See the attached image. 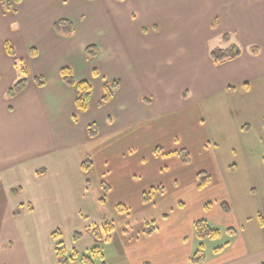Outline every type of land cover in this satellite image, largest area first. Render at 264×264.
Returning a JSON list of instances; mask_svg holds the SVG:
<instances>
[{
  "label": "crops",
  "instance_id": "crops-1",
  "mask_svg": "<svg viewBox=\"0 0 264 264\" xmlns=\"http://www.w3.org/2000/svg\"><path fill=\"white\" fill-rule=\"evenodd\" d=\"M48 1L53 3L51 7L68 2L20 0L14 11L7 13L0 0V264H59L52 239L54 231L61 230L69 236L78 229L114 221L112 199L118 195L117 189L126 198L142 179L141 168H137L143 163L140 140L145 132L157 129L154 125L159 120L187 108L204 116L210 107L206 112L202 105L211 100L216 102L218 113L228 115L233 105L240 112L247 104L248 108L251 104L264 108V0H80L85 3V13L65 18L76 25L73 37L56 34L53 24L59 18H52L49 23L46 18L41 21ZM36 12L39 19L32 22L30 14ZM23 20L27 22L25 33H47L48 40L41 48L29 46V52L32 46L38 49L37 56L24 53L25 59L30 60L26 63L28 86L20 95L8 99L6 93L17 79V70L6 44L12 46L17 59L25 61L13 31ZM86 25L99 26L95 28L101 37H86ZM224 34L232 35L243 53L217 65L210 49ZM91 45L101 51L95 61L86 55V48ZM252 47L258 48L256 54L251 53ZM39 50L48 51L50 57L46 66L32 73L29 64L33 59L40 60ZM53 62L55 66L49 70L47 63ZM63 68L73 72L76 83L86 81L93 88L84 113L76 109L77 88L65 85ZM34 77H43L45 86L38 87ZM116 80L121 81V88L107 105L100 107L104 85ZM248 119L251 120L246 117L244 123L250 122ZM93 124L98 128L96 137L89 133ZM152 152L155 159L169 155L162 148ZM177 156L172 155V159L179 168L178 174L170 180L169 188L182 191L183 172L189 164ZM87 157L94 162L88 176L81 169ZM207 162L210 166L201 170L215 177L219 194L232 200L234 189L233 198L239 200L238 189L243 185L231 177L238 168L223 165L218 155L217 160L213 156ZM99 169L101 177L97 176ZM164 172H168L167 168ZM228 176L232 181L228 182ZM103 184L109 187L107 192ZM212 185L213 181L204 190L198 186L196 190L207 191ZM253 186L248 187L255 189ZM156 187L163 191L150 202L143 201L148 191L141 193L139 199L140 208L149 218L145 226L153 222L155 231L146 235L143 229L138 238L126 231L125 244L114 235L106 245L114 252V259L106 264H192L190 258L197 246L194 224L198 219H206L218 228L229 226L237 230L231 244L236 238L233 253L239 255L207 264H264L261 215L254 225L256 235L251 245L238 228L240 215L236 212V217L232 214L231 218L224 214L218 218L210 214L198 217L187 212V203L179 194L176 204L172 194L170 200L165 185L156 181L151 188ZM252 199L247 196L244 200V214L252 212ZM20 207L22 214L15 217L14 212ZM230 211L233 213L231 208ZM250 217L245 215L246 220ZM94 245V238L87 234L84 240L69 242L66 247L85 253ZM174 248L172 262L170 251Z\"/></svg>",
  "mask_w": 264,
  "mask_h": 264
},
{
  "label": "rangeland",
  "instance_id": "rangeland-1",
  "mask_svg": "<svg viewBox=\"0 0 264 264\" xmlns=\"http://www.w3.org/2000/svg\"><path fill=\"white\" fill-rule=\"evenodd\" d=\"M76 1L77 3L75 5L68 0L67 4L62 1V5H53V7H51V4L53 3H51V1H48V4L45 5V7H47L45 17L41 15V21L44 22V18H46L45 22L49 23L52 18H59L55 21V23H57L58 21L64 20L70 15L81 14L82 12L87 10L85 3L80 0ZM18 13H20V15H24V12L22 11H19ZM30 15L31 21L36 22L38 21V17L40 14L36 12L31 13ZM33 17H35L36 20ZM18 23L19 25L16 24L13 29V31L15 32L14 38H16L17 36V39H19V53L21 54V56H23L22 58L25 59L26 56L24 53H27L29 46L31 44H34L35 46L39 45L41 48V45H44L48 40V36H46L47 33L41 35H30L28 33H25L27 29H24V24H27V22L23 20L18 21ZM95 27L97 28L99 26L86 25L83 31L84 35L86 37H101L102 34L99 33ZM12 36L13 34L11 35V37ZM59 36L65 37V35ZM2 43L3 42H1V44ZM100 53L101 51L99 52V55ZM28 54L37 56L38 49L32 46L31 51H28ZM49 57L50 53H48V51L39 50L40 60L37 61L33 59L31 61L32 63L29 64L31 67V72L33 73L34 69H37L42 65L46 66L45 62ZM14 58L16 61V56ZM57 59L60 60L61 55H59ZM28 61L26 59L25 61H23L26 67V63H28ZM47 65H49V70H53L55 63H47ZM215 103L216 102L214 100H211L202 105L203 110H205L206 112L210 107V111L207 114H204V116L201 115L196 109L187 108L186 111H183L182 113L172 114L162 120H159L156 125H154L155 127H157V129H155L154 127V131L144 133L143 137L140 140L143 163L142 165H137V168H141V170H139V174L142 179L132 190V194H128L126 195V198H124L123 193H120L121 190L117 189L118 195L112 199V202L110 201L116 214V216H114V222L116 224L117 230L115 234V237H117V241L118 237H121L125 244L127 235L126 231L131 237L138 238L140 237V234H142L143 229H146V220L149 218H147V215H145V209H142L143 207L140 208L142 204L139 199L141 197V193L145 191L149 192V190H152V184L157 181L158 184L166 186V191L169 194L170 200L172 199V197L170 196L172 194L173 200L177 204L179 202L177 200V195L179 194L181 198H183L187 203V212H193L198 217L203 214H210L215 218H218L219 214H224V216L229 217L234 215L236 217V212L238 215H240V222L238 226L239 230L241 231L243 237L247 239V241L251 245H253L251 241L253 236L256 235V229L254 225L259 219L257 218L258 215H261L264 220V187L261 186L262 183H264V108H262V106L256 107V105L258 104H251V107L248 108L247 104L246 109H242V111L240 112L237 105H233L230 109V114L228 115L227 112L218 113L217 108H215L214 106ZM246 117L251 118V120L248 119L250 122L244 123ZM150 146H154V148ZM161 148L163 149L164 153H167V155H169L167 157H163L165 156L163 154L161 155L162 158L155 159L156 157L155 155H153L154 152L152 151L154 149L161 150ZM102 150L103 147H100V151ZM183 150L189 153L190 160L187 163L182 160L180 155ZM234 150L236 151L234 152ZM176 154L178 155L177 157L179 158V160H181L185 164H189V167L186 168L183 172L182 191L169 188L170 180H172L173 177L178 174L177 170L179 168L172 159V155L174 156ZM217 155L218 158L220 157L221 163H223V165H229L230 167L235 165V167L238 168L237 173L233 176L231 175V177L232 180H235L236 183L243 185V187H239L238 189V194L242 199L240 198L236 201V199L233 198L234 189H231L232 200H230V198L227 199L226 196L223 197V194H219L220 192H218L219 185L218 182L215 181V177L208 173L206 170H201L205 167L210 166L207 160L212 159L213 156L217 160ZM144 160H147L146 164H144ZM212 162V166H215V162ZM101 163L102 162L100 160V166ZM166 168L168 172H164ZM227 169L229 172L230 168ZM201 172H207V174L211 177V181L207 186H209L213 181V185L207 191L202 192L196 190V187H199L200 185V181L197 178V175ZM231 172L234 173V171ZM101 175L102 172L99 169L97 176L101 177ZM231 177L228 176V182L232 181ZM248 186H253L255 189H250ZM247 196L253 197L251 201H253L254 204L250 203V205L253 206L252 212L249 211L244 214V209L245 207L247 208L246 204H244V200L246 201ZM120 201L126 202L128 204L121 203ZM119 205L124 206L127 211L121 213V211L119 210V212ZM223 205H227L228 209H224ZM230 208L232 209L233 213H231ZM245 215L251 216L250 220H246ZM147 223L148 225H156L153 222ZM228 228L231 227L221 226L220 231L222 232V235L219 238L208 239L205 241V254L207 256V261L204 264L210 263L215 260L228 258L233 255H239L238 253H233V250L237 246L236 244L234 247V244L237 241L236 238L229 247L226 246L227 242H230L232 240L226 232ZM59 231L62 233V240L64 241L65 246H67L69 242H74L73 235L76 232H82L84 234L86 233L83 237V240L87 236L86 227L72 232L69 236H67L65 232L63 234L61 230ZM172 238L176 239L174 238V236H172ZM94 244L99 245L100 243H97L94 239ZM108 244L109 243L100 244V247L102 248L105 255L106 262H110L111 259H114L112 258L114 252H110V249L108 248L111 247L106 246ZM220 247H223L224 249L222 250L223 252L220 251L221 253L219 252L220 254H218L215 252V249ZM174 250L175 248L170 251V258L172 262V255ZM175 255L178 254L176 253Z\"/></svg>",
  "mask_w": 264,
  "mask_h": 264
},
{
  "label": "trees",
  "instance_id": "trees-1",
  "mask_svg": "<svg viewBox=\"0 0 264 264\" xmlns=\"http://www.w3.org/2000/svg\"><path fill=\"white\" fill-rule=\"evenodd\" d=\"M118 1H124V0H118ZM20 0H1L2 7L5 12L10 13L14 11V6L16 3H19ZM54 31L58 35H65L66 37H73L76 33V25L71 20H61L54 24ZM6 51L11 57H15L16 54L14 52V49L10 44H6ZM252 54H256L258 51V48L252 47L250 49ZM99 48L97 46H89L86 49V55L87 58L90 61H95L97 57L99 56ZM243 53L242 47L236 42L234 37L230 34H224L220 38L218 44H212L210 49V56L215 64H223L230 60L236 59L240 57ZM15 67L17 70V79L14 83V85L7 91L6 97L8 99H12L21 93H23L27 86L29 81V74L28 69L26 65L23 63L22 60L15 61ZM97 74V72L95 71ZM61 76L62 79L68 87H76L77 88V97L75 100L76 109L79 113H84L89 108V103L93 96V88L89 82H80L76 83L74 79L73 72L69 68H63L61 70ZM35 82L38 85V87H44L46 84V81L42 77H35ZM122 83L119 80H116L111 83H107L103 87V94L99 101V106L104 107L107 105L116 92L121 88ZM97 125L93 124L89 127V133L91 137H96L98 134ZM182 160L187 163L190 160L189 153L185 150H183L181 153ZM94 168V162L90 157L85 158L81 163V169L85 175H89ZM44 172H40V174H43ZM198 179L200 181V189L205 188L211 181V177L206 172H201L198 174ZM89 181V180H88ZM103 189L105 192L109 190V187L105 184H103ZM162 188L158 189H152L150 192L145 193L143 196V201L145 203L150 202L156 193L162 192ZM14 193L19 192V190H13ZM104 199H102L103 201ZM119 210L121 212L126 211L127 209L119 205ZM224 209H228L227 205H223ZM22 214V208H18L14 212L15 217H19ZM263 224V220H262ZM195 229V236L197 239V246L195 251L193 252L190 261L192 264H202L207 260V256L205 254V241L208 239H217L222 235V232L220 231V228L212 225L208 220H198L194 224ZM155 231V227L152 224H149L146 229L144 230V233L146 235H151ZM227 234L231 237L233 240L234 236L237 233V230L234 228H228L226 230ZM116 233V225L114 221H106L101 224H95L91 225L87 228V234H90L97 243H109L114 238V235ZM86 234V233H85ZM84 233L82 232H76L73 235L74 242H78L81 239H83ZM52 239L55 242V252H56V258L59 264H106L105 256L103 253L102 248L99 245H95L93 248H91L89 251L85 253H80L77 250H68L67 247L64 245V241L62 240V233L57 230L52 233ZM227 242L226 246H229L232 242ZM224 248H216L215 252L219 253Z\"/></svg>",
  "mask_w": 264,
  "mask_h": 264
}]
</instances>
